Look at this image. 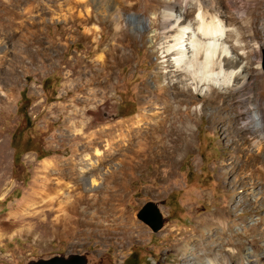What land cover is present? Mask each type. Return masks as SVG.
<instances>
[{
	"label": "rangeland",
	"instance_id": "1",
	"mask_svg": "<svg viewBox=\"0 0 264 264\" xmlns=\"http://www.w3.org/2000/svg\"><path fill=\"white\" fill-rule=\"evenodd\" d=\"M247 1L246 13L234 14L229 29L238 34L233 43L244 49L239 54L251 56L256 71L261 61L264 72V49L255 48L257 41L264 45V0ZM165 5L166 0H0V17H8V9L22 13L13 28L2 26L0 32V264L86 251L94 264H264V162L248 164L252 153L239 120L247 114L248 95L223 96L195 117L192 148H179L175 164L159 156L121 196L114 185L106 186L119 196L110 201L109 221L82 217L77 231L62 239L51 234L45 215H37L40 204H30L46 178L43 161L74 157L91 134L136 117L143 88L155 90V76L165 65L152 43L157 27L150 24ZM114 11L122 25L118 31ZM129 15L146 20L148 29L130 26ZM38 30L41 42H30V32ZM113 44L126 50L115 52ZM255 81L264 85L260 75ZM157 92L167 94L165 87ZM196 98L191 111L182 113L187 121L203 99ZM96 149H109L108 138L78 154ZM238 157L244 161L239 166ZM235 164L244 170L227 178ZM149 201L158 202L166 218L158 233L137 218ZM216 212L224 224L198 235L196 227Z\"/></svg>",
	"mask_w": 264,
	"mask_h": 264
},
{
	"label": "bare ground",
	"instance_id": "2",
	"mask_svg": "<svg viewBox=\"0 0 264 264\" xmlns=\"http://www.w3.org/2000/svg\"><path fill=\"white\" fill-rule=\"evenodd\" d=\"M248 5L247 0H166L163 11L153 17L154 21L150 24L157 27L151 36L152 43L159 46L157 51L165 65V72L155 76L158 80L154 91L148 87L141 91L142 102L136 117L118 123L108 132L91 134L88 136L91 140L82 144V149H76L74 157L68 160L42 162L41 170L46 178L41 180L43 183L30 199V204H40L35 210H38V216H46L45 224L51 234L53 232L62 239H69L77 231L79 222L83 221L82 217L109 221L110 201L127 193L139 174H145L159 156L175 164L174 154L179 148H192L189 131L196 124L195 117H202L204 111L215 106L223 96H249L244 106L247 114L239 118L241 129L248 136L243 140L245 148L252 153L248 164L264 162V85L255 81L257 75L264 77V72L261 61L256 71L252 68V57L245 52L239 54L238 51L244 49L233 43L238 34L234 35L229 29L234 14H245ZM6 14L9 16L5 19L0 17V32L2 26L13 28L16 19L22 17L20 11L14 13L11 9ZM113 15L118 31L122 28L120 17L115 11ZM127 22L130 26L138 24L139 29H148L146 20L134 15L127 16ZM33 25L38 26L36 22ZM39 33V30L30 32V42H41ZM255 44L256 51L264 49L258 41ZM112 46L115 52L126 50L124 44ZM131 57L132 54L126 58ZM113 58L118 61L121 56L114 53ZM161 79L169 81V85L164 86L167 90L165 97L157 92L164 88ZM197 95L203 99L193 109V118L187 121L190 118L186 119L182 113L191 111L190 107L198 103ZM159 106L162 108L159 109ZM225 130L230 132L229 128ZM105 137L108 138L109 149L104 153L96 149L93 155L78 154L83 149L91 152ZM115 159H119L120 164L111 169L110 164ZM240 159L236 158L238 166L239 162H244ZM237 165L236 169L226 174L227 178L244 170L241 166L238 170ZM56 175L70 182L53 178ZM99 176L103 177L104 186L100 185ZM111 185L117 189L119 196L106 188ZM218 214L216 212L200 223L195 232L200 235L204 227L222 226L224 221ZM127 220H130L129 216ZM99 224L104 231L112 229L104 222ZM131 225H125L124 229L128 230Z\"/></svg>",
	"mask_w": 264,
	"mask_h": 264
},
{
	"label": "water",
	"instance_id": "3",
	"mask_svg": "<svg viewBox=\"0 0 264 264\" xmlns=\"http://www.w3.org/2000/svg\"><path fill=\"white\" fill-rule=\"evenodd\" d=\"M137 218L148 225L154 233H158L166 224L160 204L156 201L147 202L138 212ZM92 256V257H91ZM93 253L55 254L49 257L30 258L26 264H94Z\"/></svg>",
	"mask_w": 264,
	"mask_h": 264
},
{
	"label": "trees",
	"instance_id": "4",
	"mask_svg": "<svg viewBox=\"0 0 264 264\" xmlns=\"http://www.w3.org/2000/svg\"><path fill=\"white\" fill-rule=\"evenodd\" d=\"M41 158H44V156H42ZM17 159H18V158L16 157V161H17ZM129 259L132 260V259H133L132 256H131Z\"/></svg>",
	"mask_w": 264,
	"mask_h": 264
}]
</instances>
